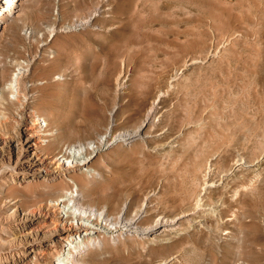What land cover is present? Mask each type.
Returning <instances> with one entry per match:
<instances>
[{"label":"rangeland","instance_id":"1","mask_svg":"<svg viewBox=\"0 0 264 264\" xmlns=\"http://www.w3.org/2000/svg\"><path fill=\"white\" fill-rule=\"evenodd\" d=\"M28 6L8 23L0 53L10 76L32 63L28 103L48 130L62 131L58 150L140 131L102 152L99 165L139 171L130 187L148 206L143 225L159 214L183 217L174 235L129 240L127 260L112 264L167 256L174 264H264V0ZM75 19L80 28L69 25ZM11 94L4 114L12 127L20 105Z\"/></svg>","mask_w":264,"mask_h":264},{"label":"bare ground","instance_id":"2","mask_svg":"<svg viewBox=\"0 0 264 264\" xmlns=\"http://www.w3.org/2000/svg\"><path fill=\"white\" fill-rule=\"evenodd\" d=\"M132 1L145 5L181 0ZM26 5L31 0H0V44L8 23L25 14ZM5 58L0 53V264L125 262L121 249L129 240L178 233L181 215L159 214L142 224L148 206L141 204V197L132 199L130 187L139 171L107 168L106 174L99 165L102 152L130 143L141 132H107L97 139L66 141L65 149L58 150L62 131L48 130V122L28 103L35 96L28 90L32 63L21 62L10 76ZM7 92L20 105L11 113L12 127L4 114ZM174 262L167 256L158 264Z\"/></svg>","mask_w":264,"mask_h":264},{"label":"built area","instance_id":"3","mask_svg":"<svg viewBox=\"0 0 264 264\" xmlns=\"http://www.w3.org/2000/svg\"><path fill=\"white\" fill-rule=\"evenodd\" d=\"M83 23H84V21H82V19H75L69 25L72 28H74V27L80 28L83 25ZM47 31H48V34L50 35L51 38L54 37L57 34V28H56V26L52 27V31L49 30V29Z\"/></svg>","mask_w":264,"mask_h":264}]
</instances>
